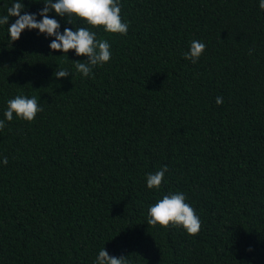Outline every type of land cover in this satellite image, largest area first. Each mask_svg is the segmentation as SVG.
Wrapping results in <instances>:
<instances>
[{
    "label": "trees",
    "instance_id": "trees-1",
    "mask_svg": "<svg viewBox=\"0 0 264 264\" xmlns=\"http://www.w3.org/2000/svg\"><path fill=\"white\" fill-rule=\"evenodd\" d=\"M120 4L128 33L97 32L112 56L89 77L73 66L86 57L50 49L55 37L11 40L0 26V119L20 93L43 109L0 130V264H92L102 247L132 264H264L258 0ZM49 15L61 33L72 27ZM192 40L206 45L196 64L183 58ZM61 68L71 72L56 78ZM163 166L166 183L148 190L146 174ZM175 191L200 217L195 235L147 225L148 206Z\"/></svg>",
    "mask_w": 264,
    "mask_h": 264
},
{
    "label": "clouds",
    "instance_id": "clouds-1",
    "mask_svg": "<svg viewBox=\"0 0 264 264\" xmlns=\"http://www.w3.org/2000/svg\"><path fill=\"white\" fill-rule=\"evenodd\" d=\"M39 3L44 5L39 13L26 11L23 0H9L7 5L0 4V7L5 8L4 13L0 14V26H7L11 40L18 39L25 30H38L39 33L55 37L49 45L51 50L59 51L64 56L73 50L74 55L86 57L84 61H73L76 72L82 77L93 75L94 68L104 66L111 59V45L107 39L98 38V31L121 36L128 33L129 22L122 20L120 0H41ZM258 7L264 11V0H258ZM51 12L57 17L67 18L72 27H65L61 33L58 20L50 18ZM11 17L16 19L9 25ZM205 48L203 41L192 40L188 50L183 53V58L196 64ZM70 72L67 68H61L55 72V76L67 77ZM222 102V97L216 98L217 104ZM41 111L43 109L35 96L17 94L6 101L3 118L0 119V130L5 127L6 122L13 120L14 114L17 119L31 122ZM7 164L8 158L0 157V165ZM167 172V166H163L154 173H147L145 187L159 192L162 181L166 183L164 178ZM146 220L147 225L154 227H168L171 224L172 227L182 228L188 235L197 234L201 228L199 215L187 202L186 194L181 191L168 192L150 204ZM92 264H132V261L128 255H110L106 248L102 247Z\"/></svg>",
    "mask_w": 264,
    "mask_h": 264
}]
</instances>
